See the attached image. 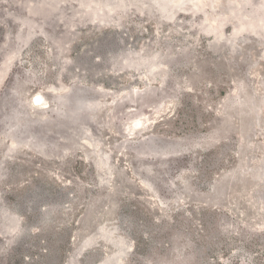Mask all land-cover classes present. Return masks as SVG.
Here are the masks:
<instances>
[{
  "label": "rangeland",
  "instance_id": "1",
  "mask_svg": "<svg viewBox=\"0 0 264 264\" xmlns=\"http://www.w3.org/2000/svg\"><path fill=\"white\" fill-rule=\"evenodd\" d=\"M0 264H264V0H0Z\"/></svg>",
  "mask_w": 264,
  "mask_h": 264
}]
</instances>
